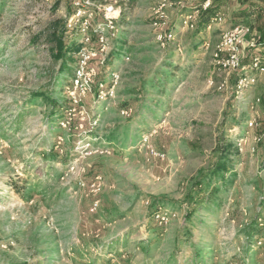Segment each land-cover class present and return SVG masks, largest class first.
Masks as SVG:
<instances>
[{"label": "rangeland", "instance_id": "1", "mask_svg": "<svg viewBox=\"0 0 264 264\" xmlns=\"http://www.w3.org/2000/svg\"><path fill=\"white\" fill-rule=\"evenodd\" d=\"M205 1L137 0L123 12L128 25L114 37L105 30L103 45L102 11L83 32L75 0H0V264H195L194 248L200 264H212L213 252L215 264H264V236L249 247L245 231L257 216L264 225V72L252 70L249 44L239 74L215 56L250 4L227 0L222 23L197 35L182 19L197 20ZM257 18L254 28L264 26V13ZM55 20L75 29L66 42L88 38L85 76L73 89L77 56L59 73L46 41ZM242 75L255 82L239 90ZM145 82L158 89L144 91ZM40 92L65 103L64 121H49L52 102ZM222 158L221 201L211 213L185 204Z\"/></svg>", "mask_w": 264, "mask_h": 264}, {"label": "trees", "instance_id": "2", "mask_svg": "<svg viewBox=\"0 0 264 264\" xmlns=\"http://www.w3.org/2000/svg\"><path fill=\"white\" fill-rule=\"evenodd\" d=\"M92 2L103 4L101 1L97 0H90ZM116 3L114 4V7L120 11V17L117 21V23H122L123 25H128V22H126L125 14L123 12L128 7H133L137 0H114ZM112 1V2H114ZM227 0H213L211 6L207 9H203L202 5L200 7L199 11V17L195 21L194 31H196L197 35L208 29V26L212 23V21L218 16V12ZM243 4H250L248 8L241 10L240 16L241 18V25L249 26V27H255V14H256V8L249 2V0H239ZM111 2V3H112ZM59 7L58 2H56L52 9L53 11H56ZM189 15V14H187ZM186 15V16H187ZM240 25V24H238ZM67 31L74 33L75 29L67 30L65 27L62 30V27L60 26L59 21H54L52 24H50L48 28V34L46 35V41L48 44L51 45V52L54 56V59L57 61H61L62 65L59 68V73H62L65 70V59L69 54L76 55L77 57L73 60H70L73 64V74L72 78L69 82V85L73 86V80L76 77V70L78 69L80 65V61L82 60V54H81V44L85 43V38L81 36L80 34V44H71V42H66L65 33ZM36 39V38H34ZM171 65V63H170ZM238 81V79L236 80ZM59 83V82H58ZM147 85V86H146ZM144 91H149L150 89H158V85L155 82H150V84H147L145 82L144 85ZM37 99H46L50 100L52 102V110L49 112V121H55L58 124L61 121H64L67 115L66 109H65V103L59 104L57 101H54L52 97H49L45 92H40L37 95ZM123 106L127 107L128 105L123 104ZM57 124V125H58ZM228 162L225 161L224 158L221 159V161L218 162L217 166L214 168V170H211L209 172H206L202 175V177L197 182V191L193 196L191 195L189 199H185L183 202L185 204H197L198 210L207 211L211 213L212 211V205H217V201H221L219 197V193L221 191L220 186L218 185V181H221L222 183L225 181V173L228 171ZM17 190V187L15 184L11 185ZM200 187V188H199ZM201 188H205V192L201 190ZM159 208L158 203H155L150 209L151 211H154L155 209ZM195 214L194 210H190V212L187 214V221L191 223L193 216ZM261 216H257L254 220H252L246 227V239L248 242V246L250 247L256 239L261 238L264 236V225L260 223ZM203 225V224H202ZM205 226V225H204ZM206 227V226H205ZM203 233V232H202ZM212 232L210 234H207L208 236L205 237L206 234H203L201 236L202 238L209 239L211 237ZM187 241H190L192 238V235L190 232H187ZM195 252V264L203 263L204 255L200 251H197L196 248H194ZM214 252L209 256L210 261H212V264L214 263ZM207 264V262H205Z\"/></svg>", "mask_w": 264, "mask_h": 264}, {"label": "built area", "instance_id": "3", "mask_svg": "<svg viewBox=\"0 0 264 264\" xmlns=\"http://www.w3.org/2000/svg\"><path fill=\"white\" fill-rule=\"evenodd\" d=\"M213 0H206L202 4V8L205 10L209 8L212 4ZM116 1L109 3V4H100L96 2H91L90 0H75L74 6L77 9V16L81 20V27L82 31L86 32L90 29V19H92L97 13V11H102L104 12L108 17L107 19V24L103 29L98 27L95 33L98 36V40L101 44H105L106 41H108V37L105 36L104 31L108 30L110 35L113 37L116 36L117 31H118V19L120 15V11L114 7V4ZM199 12V11H197ZM195 21L193 19V16L191 14L183 17L182 19V24L184 28L187 29H193L195 26ZM223 21V18L221 16H217L212 23L208 26V29H211L215 23L221 24ZM252 29L249 26H244V25H235L232 26L231 28L226 29L222 35L219 43L216 46V54L215 56H226L225 58L222 57L219 59L218 63L220 67L226 72L227 74L233 73V74H239L240 70H242V55H243V47L246 43V38L247 36L251 35ZM84 37V36H83ZM85 38V42L88 39L87 37ZM174 38L173 33H169L166 36L167 40H171ZM250 47L255 50L252 58V70L258 71L263 73L264 72V44L259 43L257 44L256 41L252 40L249 42ZM219 58V57H218ZM83 62V57L82 60L80 61V65L78 69L76 70V77L73 80V86L71 88L73 89L75 87V84H79L83 77L85 76V72L83 70L82 66ZM109 75H114L113 72H110ZM255 79L251 78L249 75H242L238 79L237 87L239 90L244 89L246 86L249 85V83H254ZM101 97L104 91V85L101 84ZM98 91H100L98 89ZM260 102V100H258ZM102 184V177L97 175L94 177L91 181H89V186L88 189L91 192H97L99 188L101 187ZM86 186V183L80 182L79 183V188L83 189ZM99 205V202L96 201L93 206L91 207V212H94L97 210ZM160 218V216H158ZM161 222L167 224L169 218L166 216H163L161 218ZM259 245H263L264 241H259Z\"/></svg>", "mask_w": 264, "mask_h": 264}, {"label": "crops", "instance_id": "4", "mask_svg": "<svg viewBox=\"0 0 264 264\" xmlns=\"http://www.w3.org/2000/svg\"><path fill=\"white\" fill-rule=\"evenodd\" d=\"M254 2H255L256 5L254 4ZM254 2H253V4L252 3L251 4L256 8L257 15H255V18L257 20L258 19L257 18L258 14L259 13H264V4L261 2V0H255ZM251 29H252V33L248 37L249 39L246 40V43H245L244 46L248 45L249 42H251L253 39L256 40V42H258V44L259 43L264 44V26L261 25V26H257L256 28L251 27Z\"/></svg>", "mask_w": 264, "mask_h": 264}]
</instances>
